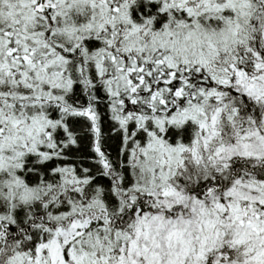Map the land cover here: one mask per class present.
I'll return each instance as SVG.
<instances>
[{"label": "snow or ice", "instance_id": "obj_1", "mask_svg": "<svg viewBox=\"0 0 264 264\" xmlns=\"http://www.w3.org/2000/svg\"><path fill=\"white\" fill-rule=\"evenodd\" d=\"M0 264H264V0H0Z\"/></svg>", "mask_w": 264, "mask_h": 264}]
</instances>
